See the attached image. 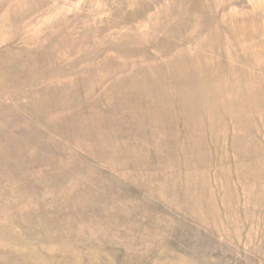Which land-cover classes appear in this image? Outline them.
<instances>
[{
  "label": "rangeland",
  "instance_id": "obj_1",
  "mask_svg": "<svg viewBox=\"0 0 264 264\" xmlns=\"http://www.w3.org/2000/svg\"><path fill=\"white\" fill-rule=\"evenodd\" d=\"M0 264H264V0H0Z\"/></svg>",
  "mask_w": 264,
  "mask_h": 264
}]
</instances>
